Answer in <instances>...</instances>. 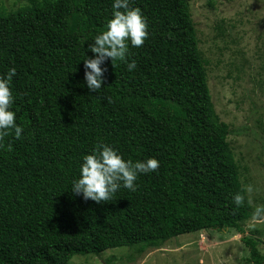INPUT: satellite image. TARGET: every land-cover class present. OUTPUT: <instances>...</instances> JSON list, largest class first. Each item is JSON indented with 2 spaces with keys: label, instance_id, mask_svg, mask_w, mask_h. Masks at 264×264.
I'll list each match as a JSON object with an SVG mask.
<instances>
[{
  "label": "trees",
  "instance_id": "16d2710c",
  "mask_svg": "<svg viewBox=\"0 0 264 264\" xmlns=\"http://www.w3.org/2000/svg\"><path fill=\"white\" fill-rule=\"evenodd\" d=\"M112 3L0 7V73L17 69L12 108L24 129L0 144V264H68L75 254L121 246L130 251L121 263L129 262L174 236L222 229L242 234L245 264H264L261 240L245 234L256 208L233 131L215 110L189 0H132L149 25L145 43L129 48L137 67L130 72L126 61L114 66L109 58L104 87L90 93L83 60ZM101 142L125 159L156 157L160 166L139 174L135 191L85 200L71 184L83 155Z\"/></svg>",
  "mask_w": 264,
  "mask_h": 264
},
{
  "label": "rangeland",
  "instance_id": "374dc122",
  "mask_svg": "<svg viewBox=\"0 0 264 264\" xmlns=\"http://www.w3.org/2000/svg\"><path fill=\"white\" fill-rule=\"evenodd\" d=\"M26 2L0 0V7L8 10ZM189 4L199 47L209 60L208 86L215 110L233 131L229 141L256 208V216L244 223L245 234L257 236L264 251V0ZM241 236L231 229L201 230L174 236L129 262L121 263L130 252L121 246L100 255L75 254L68 264H105L110 258V264H240L247 255Z\"/></svg>",
  "mask_w": 264,
  "mask_h": 264
},
{
  "label": "clouds",
  "instance_id": "9594fccd",
  "mask_svg": "<svg viewBox=\"0 0 264 264\" xmlns=\"http://www.w3.org/2000/svg\"><path fill=\"white\" fill-rule=\"evenodd\" d=\"M112 8L113 13L105 29L88 44L93 55H86L83 60L84 79L90 93L104 87L105 62L109 58L114 66L119 59L127 62L130 72L136 69L137 60L129 59V48L141 47L149 36L147 17L140 7L133 6L132 0H113ZM16 72L15 67H10L7 73H0V144L11 130H14L16 138H20L24 131L12 108L15 98L11 85ZM159 166L160 161L156 157L135 161L125 159L118 149L101 142L83 155L79 176L72 181L71 192L82 195L85 200L109 201L122 187L135 191L138 175L155 171ZM233 199L240 204L243 196L236 193Z\"/></svg>",
  "mask_w": 264,
  "mask_h": 264
}]
</instances>
